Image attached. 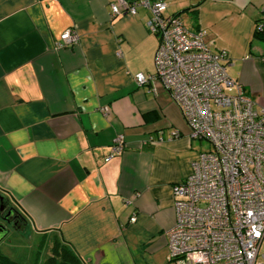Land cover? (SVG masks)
<instances>
[{
    "label": "crops",
    "instance_id": "obj_1",
    "mask_svg": "<svg viewBox=\"0 0 264 264\" xmlns=\"http://www.w3.org/2000/svg\"><path fill=\"white\" fill-rule=\"evenodd\" d=\"M116 1L0 0V193L18 230L57 238L83 264H166L172 186L204 149L166 91L135 82L153 74L158 38L144 7L111 17ZM164 1L225 50L227 74L264 108V0ZM69 28L77 42L57 46ZM117 134L123 150L105 162Z\"/></svg>",
    "mask_w": 264,
    "mask_h": 264
},
{
    "label": "built area",
    "instance_id": "obj_2",
    "mask_svg": "<svg viewBox=\"0 0 264 264\" xmlns=\"http://www.w3.org/2000/svg\"><path fill=\"white\" fill-rule=\"evenodd\" d=\"M138 6L149 11L145 25L158 46L153 74L137 73L135 82H156L178 107L189 136L209 144L172 186L175 221L165 231L167 261L264 264V108L227 74L225 50L212 51L203 28L191 32L179 16L164 15V0H118L110 4V16L135 15ZM77 40L69 28L57 46ZM232 88L234 93L226 91ZM123 147L117 134L104 161Z\"/></svg>",
    "mask_w": 264,
    "mask_h": 264
},
{
    "label": "rangeland",
    "instance_id": "obj_3",
    "mask_svg": "<svg viewBox=\"0 0 264 264\" xmlns=\"http://www.w3.org/2000/svg\"><path fill=\"white\" fill-rule=\"evenodd\" d=\"M231 93L232 90H226ZM202 148L204 150L209 149V144L202 140ZM51 243H48L45 239L36 237L28 227L21 230H8V233L4 238L0 240L1 249L8 255H12L18 259L22 264H40L44 256V253H49ZM38 252V253H37ZM173 264V263H166Z\"/></svg>",
    "mask_w": 264,
    "mask_h": 264
},
{
    "label": "trees",
    "instance_id": "obj_4",
    "mask_svg": "<svg viewBox=\"0 0 264 264\" xmlns=\"http://www.w3.org/2000/svg\"><path fill=\"white\" fill-rule=\"evenodd\" d=\"M256 34L259 30L255 29ZM261 31V30H260ZM0 264H20L19 262L9 258L4 253L0 252ZM44 264H83L81 258L73 251L66 243L53 239L50 255L45 259Z\"/></svg>",
    "mask_w": 264,
    "mask_h": 264
},
{
    "label": "flooded vegetation",
    "instance_id": "obj_5",
    "mask_svg": "<svg viewBox=\"0 0 264 264\" xmlns=\"http://www.w3.org/2000/svg\"><path fill=\"white\" fill-rule=\"evenodd\" d=\"M0 223L4 224L8 230H18L21 227L22 217L14 204L8 202L5 209L0 212Z\"/></svg>",
    "mask_w": 264,
    "mask_h": 264
},
{
    "label": "water",
    "instance_id": "obj_6",
    "mask_svg": "<svg viewBox=\"0 0 264 264\" xmlns=\"http://www.w3.org/2000/svg\"><path fill=\"white\" fill-rule=\"evenodd\" d=\"M8 204V199L0 193V212L5 209V207ZM8 233V228L0 223V240L5 237V235Z\"/></svg>",
    "mask_w": 264,
    "mask_h": 264
}]
</instances>
